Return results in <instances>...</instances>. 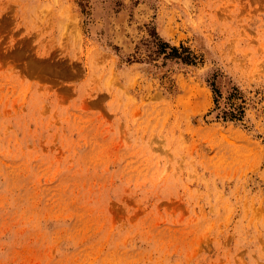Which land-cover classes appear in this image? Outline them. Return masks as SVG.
<instances>
[{
    "label": "rangeland",
    "instance_id": "1",
    "mask_svg": "<svg viewBox=\"0 0 264 264\" xmlns=\"http://www.w3.org/2000/svg\"><path fill=\"white\" fill-rule=\"evenodd\" d=\"M0 264H264V0H0Z\"/></svg>",
    "mask_w": 264,
    "mask_h": 264
},
{
    "label": "trees",
    "instance_id": "2",
    "mask_svg": "<svg viewBox=\"0 0 264 264\" xmlns=\"http://www.w3.org/2000/svg\"><path fill=\"white\" fill-rule=\"evenodd\" d=\"M228 115V116H230V117H234L235 115H234V112H232V111H227V112H225L224 111V115Z\"/></svg>",
    "mask_w": 264,
    "mask_h": 264
}]
</instances>
